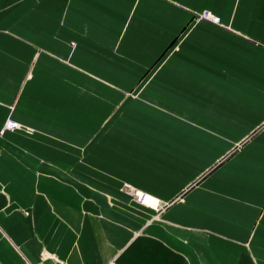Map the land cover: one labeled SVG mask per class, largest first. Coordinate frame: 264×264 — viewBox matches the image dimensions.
Returning <instances> with one entry per match:
<instances>
[{"label":"crops","instance_id":"obj_1","mask_svg":"<svg viewBox=\"0 0 264 264\" xmlns=\"http://www.w3.org/2000/svg\"><path fill=\"white\" fill-rule=\"evenodd\" d=\"M108 261L264 264V0H0V264Z\"/></svg>","mask_w":264,"mask_h":264},{"label":"built area","instance_id":"obj_2","mask_svg":"<svg viewBox=\"0 0 264 264\" xmlns=\"http://www.w3.org/2000/svg\"><path fill=\"white\" fill-rule=\"evenodd\" d=\"M195 20L196 21H206L211 24H218V18L216 16L211 15L207 11H202L201 13L197 14L195 17ZM18 128H19V125L15 121L8 119L3 123L1 132L14 131V130H17ZM134 197H135V192H134ZM135 198L139 203H142L143 196L142 198L140 197H135ZM106 264H115V263L114 261H108Z\"/></svg>","mask_w":264,"mask_h":264},{"label":"rangeland","instance_id":"obj_3","mask_svg":"<svg viewBox=\"0 0 264 264\" xmlns=\"http://www.w3.org/2000/svg\"><path fill=\"white\" fill-rule=\"evenodd\" d=\"M119 116H120V114H117L116 115V117H115V121L116 122L117 121H123V120L129 121V122H140V121H147V120H149L148 119V116L146 114H142L139 110H135V111H132L131 113L126 114L125 115V118H120ZM156 120L157 121H164V122L174 121V119H172L170 116H168V115H161V114H157L156 115ZM135 200H136V198H135ZM152 209H154V208H152Z\"/></svg>","mask_w":264,"mask_h":264},{"label":"bare ground","instance_id":"obj_4","mask_svg":"<svg viewBox=\"0 0 264 264\" xmlns=\"http://www.w3.org/2000/svg\"><path fill=\"white\" fill-rule=\"evenodd\" d=\"M132 195L134 196V193ZM142 196H143V201L142 203H140L141 205H145L154 209L158 206V202L153 197L135 192V197L142 198Z\"/></svg>","mask_w":264,"mask_h":264}]
</instances>
